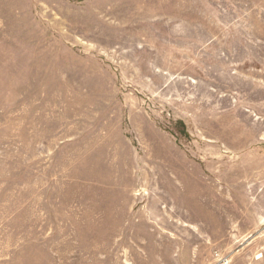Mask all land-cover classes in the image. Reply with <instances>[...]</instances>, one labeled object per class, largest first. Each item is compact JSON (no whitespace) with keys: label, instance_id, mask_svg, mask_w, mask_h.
<instances>
[{"label":"rangeland","instance_id":"obj_1","mask_svg":"<svg viewBox=\"0 0 264 264\" xmlns=\"http://www.w3.org/2000/svg\"><path fill=\"white\" fill-rule=\"evenodd\" d=\"M0 264H264V0H0Z\"/></svg>","mask_w":264,"mask_h":264}]
</instances>
